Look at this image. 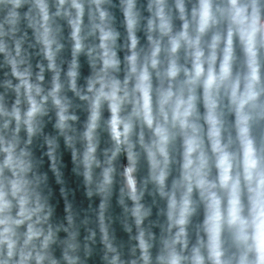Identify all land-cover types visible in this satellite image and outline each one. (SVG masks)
Segmentation results:
<instances>
[{
	"label": "clouds",
	"instance_id": "1",
	"mask_svg": "<svg viewBox=\"0 0 264 264\" xmlns=\"http://www.w3.org/2000/svg\"><path fill=\"white\" fill-rule=\"evenodd\" d=\"M0 264H264V0H0Z\"/></svg>",
	"mask_w": 264,
	"mask_h": 264
}]
</instances>
